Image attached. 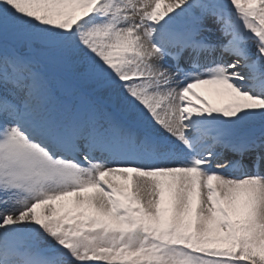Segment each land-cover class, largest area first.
<instances>
[{
  "label": "snow or ice",
  "instance_id": "obj_1",
  "mask_svg": "<svg viewBox=\"0 0 264 264\" xmlns=\"http://www.w3.org/2000/svg\"><path fill=\"white\" fill-rule=\"evenodd\" d=\"M0 264H264V0H0Z\"/></svg>",
  "mask_w": 264,
  "mask_h": 264
},
{
  "label": "rangeland",
  "instance_id": "obj_2",
  "mask_svg": "<svg viewBox=\"0 0 264 264\" xmlns=\"http://www.w3.org/2000/svg\"><path fill=\"white\" fill-rule=\"evenodd\" d=\"M195 91H197L201 96L205 97L207 100H209V102L211 103H219L220 102V98L217 97L214 92H212L209 88L207 87H200L195 89Z\"/></svg>",
  "mask_w": 264,
  "mask_h": 264
}]
</instances>
